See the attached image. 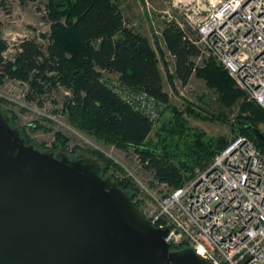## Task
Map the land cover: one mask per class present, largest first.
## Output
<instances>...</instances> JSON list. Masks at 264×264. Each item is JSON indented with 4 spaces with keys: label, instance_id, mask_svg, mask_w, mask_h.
<instances>
[{
    "label": "trees",
    "instance_id": "16d2710c",
    "mask_svg": "<svg viewBox=\"0 0 264 264\" xmlns=\"http://www.w3.org/2000/svg\"><path fill=\"white\" fill-rule=\"evenodd\" d=\"M45 9L50 31L44 49L34 39H22L16 53L6 58L9 44L0 36V86L7 79L18 80L27 85L26 99L39 105L46 92L62 89L65 94L60 110L73 127L106 144L132 147L153 179L171 189L192 178L196 167L205 168L226 146L224 137L211 139L203 132L186 129L181 113L173 108L178 122L170 128L162 126L157 139L164 131L166 137L152 143L149 135L154 122L125 103L105 81L106 77L116 76L122 84L143 90L160 104H169L156 54L162 57L167 52L174 58L173 72L168 74L171 86L174 78L185 86L195 74L214 89L221 106L230 108L242 92L213 59L197 67L200 48L179 24L170 21L163 26L160 37L164 50L157 44L155 51L145 35L126 26L114 0H47ZM203 117L221 119L217 115ZM260 123H264V110L251 101L240 104L239 114L230 126L264 152V144L246 125L259 129ZM18 132L26 140L22 129ZM55 139L54 145L67 147V138L60 133ZM91 153L103 164L101 175L116 183L140 209L133 182L109 176V168L118 166L96 150ZM181 248L171 246L172 250Z\"/></svg>",
    "mask_w": 264,
    "mask_h": 264
},
{
    "label": "water",
    "instance_id": "95a60500",
    "mask_svg": "<svg viewBox=\"0 0 264 264\" xmlns=\"http://www.w3.org/2000/svg\"><path fill=\"white\" fill-rule=\"evenodd\" d=\"M166 233L94 163L27 144L0 112V264H213Z\"/></svg>",
    "mask_w": 264,
    "mask_h": 264
},
{
    "label": "built area",
    "instance_id": "2783aa9c",
    "mask_svg": "<svg viewBox=\"0 0 264 264\" xmlns=\"http://www.w3.org/2000/svg\"><path fill=\"white\" fill-rule=\"evenodd\" d=\"M209 3L195 40L190 38L200 48L199 57L210 56L264 110V0ZM105 81L153 122L155 110L164 106L116 76ZM157 183L166 191L145 215L154 226L167 228L170 247H190L213 264H264V155L248 137L230 141L181 186Z\"/></svg>",
    "mask_w": 264,
    "mask_h": 264
},
{
    "label": "rangeland",
    "instance_id": "374dc122",
    "mask_svg": "<svg viewBox=\"0 0 264 264\" xmlns=\"http://www.w3.org/2000/svg\"><path fill=\"white\" fill-rule=\"evenodd\" d=\"M114 1L123 14L126 26L145 35L156 51L157 44L164 50L160 33L163 26L170 21L179 24L188 36L195 40L197 24L211 10L209 2L217 3L219 0ZM46 2L47 0H0V36L9 44V48L5 52L6 58H11L16 53L22 39H34L42 49L45 48L46 36L50 31L49 23L45 20ZM200 8H202V12L196 13ZM156 54L164 88L170 99L169 104L155 110L157 116L154 120L153 131L149 135V140L152 143L161 139V136L166 137L167 133L164 131L157 139L156 135H159L162 126L170 128L178 122L172 108L181 113V120L186 129L203 132L207 138L224 137L229 143L241 135L236 134L230 124L239 114L240 104L251 102L243 93L242 97L230 108H225L220 105L214 89L207 87L204 80L195 74L187 85H181L174 78L173 86H171L168 74L171 75L173 72L172 57L167 52H164L162 57L157 51ZM210 59L212 58L204 53L201 57L196 58L197 67H203ZM26 90L27 85L18 80H5L0 86V112L12 128L17 131L22 129L24 137L28 141L27 144L33 145L40 151L51 152L58 158L64 156L72 160L85 158L96 164L98 168L103 164L91 152L96 150L102 153L118 166L116 168L111 166L108 175H112L114 179L122 178L132 181L138 190L136 199L140 201V209L146 215L153 212L156 200L160 199L166 190L153 179L150 171L142 167L132 147L124 149L113 144H106L73 127L60 110L65 94L62 89L46 92L40 98L41 105L27 100ZM189 110L193 113H190ZM213 115H217L221 119L212 120L203 117ZM34 125L38 127L32 128ZM259 129L264 133V123L259 124ZM56 133L67 138L65 145L67 147L54 145ZM260 152L264 155L262 150ZM201 170L202 168L196 167L192 178ZM186 247L183 246V248Z\"/></svg>",
    "mask_w": 264,
    "mask_h": 264
},
{
    "label": "crops",
    "instance_id": "0c3cea01",
    "mask_svg": "<svg viewBox=\"0 0 264 264\" xmlns=\"http://www.w3.org/2000/svg\"><path fill=\"white\" fill-rule=\"evenodd\" d=\"M170 57H172L171 55H170ZM172 61H173V69H174V58L172 57ZM172 69V70H173ZM164 85V84H163ZM165 89V88H164Z\"/></svg>",
    "mask_w": 264,
    "mask_h": 264
},
{
    "label": "flooded vegetation",
    "instance_id": "af4514ba",
    "mask_svg": "<svg viewBox=\"0 0 264 264\" xmlns=\"http://www.w3.org/2000/svg\"><path fill=\"white\" fill-rule=\"evenodd\" d=\"M26 141V140H25Z\"/></svg>",
    "mask_w": 264,
    "mask_h": 264
}]
</instances>
